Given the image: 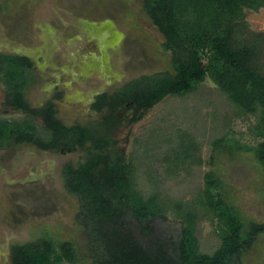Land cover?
Listing matches in <instances>:
<instances>
[{"label":"trees","instance_id":"1","mask_svg":"<svg viewBox=\"0 0 264 264\" xmlns=\"http://www.w3.org/2000/svg\"><path fill=\"white\" fill-rule=\"evenodd\" d=\"M143 7L165 38L174 72L101 95L92 110L106 120L65 126L53 104L35 109L27 100L36 84L30 58L2 54L4 106L26 115L0 118V151L25 144L59 151L66 142L87 152L63 166L62 179L79 200L93 264H243L264 223H246L226 202L220 181L204 171L203 152L224 148L235 122H248L259 140L250 150L264 169V33L246 18V10L264 9V0H143ZM160 103V122L128 154L115 132ZM170 217L180 222L178 238L155 230ZM11 256L13 264L81 263L73 243L50 238L14 244Z\"/></svg>","mask_w":264,"mask_h":264},{"label":"rangeland","instance_id":"2","mask_svg":"<svg viewBox=\"0 0 264 264\" xmlns=\"http://www.w3.org/2000/svg\"><path fill=\"white\" fill-rule=\"evenodd\" d=\"M246 18L254 31L264 33V9L246 10ZM164 42L145 13L143 0H0V55L30 58L36 84L27 100L40 106L62 93L58 116L67 125L94 123L91 104L98 94L114 93L142 76L174 72ZM4 100L0 84V118L25 117L6 108ZM162 109L160 103L139 123H124L115 132L128 154L135 141L160 122ZM119 116L125 113L120 111ZM201 127L199 123L195 131ZM211 134L208 131L207 136ZM228 137L222 149L204 148V171L220 181L219 192L240 210L246 223H264V169L250 150L259 140L250 123L240 120ZM86 155L82 149L63 154L34 145L0 151V264H13L14 244L39 238L71 242L80 264H93L89 234L78 221L79 200L62 179L63 166L82 162ZM154 227L165 237L180 235V222L171 217ZM242 263L264 264V234L243 255Z\"/></svg>","mask_w":264,"mask_h":264},{"label":"flooded vegetation","instance_id":"3","mask_svg":"<svg viewBox=\"0 0 264 264\" xmlns=\"http://www.w3.org/2000/svg\"><path fill=\"white\" fill-rule=\"evenodd\" d=\"M25 57H27V56H25ZM29 58V57H28ZM33 65H34V63H33ZM33 69H34V72H35V67L33 66ZM107 94V93H106ZM62 93H56L54 96H53V98H51V100H49V101H47L46 103H44V104H42V105H40V106H32L33 108H35V109H41V108H45L49 103L50 104H53L54 105V110H55V117L58 119V120H60V118H59V110H58V107H57V103H58V100H60V99H62ZM101 95H104V93L103 94H98L97 96H96V98H95V100L93 101V103L91 104V108L93 107V105L95 104V103H98V100H99V97L101 96ZM19 112H21V111H19ZM22 114H24V115H26L25 113H23V112H21ZM95 115H99V118H95L94 116ZM119 115H120V112H119ZM106 116H107V114L105 113V112H96V111H94L93 110V113H92V117H93V119H94V123H96V122H100V121H103V120H106ZM61 121V120H60ZM37 122L39 123L38 125L39 126H45V117L44 116H38L37 117ZM62 122V121H61ZM63 123V122H62ZM65 126H72V125H67V124H65V123H63ZM87 125H89V124H87ZM25 145H27V144H25ZM20 146H23V145H20ZM69 149H71L69 146H68V144L65 142L63 145H62V147H61V150H59V151H57V150H43V151H48V152H60V153H63V154H65V153H67V152H71L72 151V149H71V151H69ZM42 150V149H41Z\"/></svg>","mask_w":264,"mask_h":264},{"label":"water","instance_id":"4","mask_svg":"<svg viewBox=\"0 0 264 264\" xmlns=\"http://www.w3.org/2000/svg\"><path fill=\"white\" fill-rule=\"evenodd\" d=\"M69 151H71V149H69Z\"/></svg>","mask_w":264,"mask_h":264}]
</instances>
